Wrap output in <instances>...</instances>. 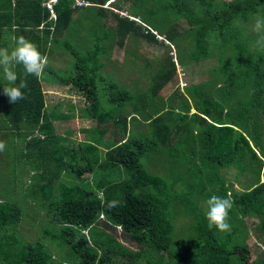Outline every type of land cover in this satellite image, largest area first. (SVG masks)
Returning <instances> with one entry per match:
<instances>
[{
  "label": "trees",
  "instance_id": "obj_1",
  "mask_svg": "<svg viewBox=\"0 0 264 264\" xmlns=\"http://www.w3.org/2000/svg\"><path fill=\"white\" fill-rule=\"evenodd\" d=\"M91 1L97 4L72 7L71 0H57L52 19L41 0H0V47H12L10 37L22 35L45 56L55 47L73 56L67 73L47 63L40 77H25L18 65L16 83L24 79L27 88L15 103L3 94L7 82L0 70V126L22 139L43 192L39 208L57 209L48 219L58 221V237L80 256L77 264H264V253L249 260L242 246L245 217H256L250 226L264 243V51L253 47L252 31L264 16V0L109 1L116 9L129 1L125 14L106 10L105 0ZM107 12L114 27L93 29L94 40L79 52L87 38L82 32L99 27L97 17ZM132 31L175 47L174 58L156 61L142 90L100 72V56L108 54L115 33ZM211 57L215 63L205 78L174 87L175 64ZM41 81L70 84L85 97L78 116L94 124L80 128L86 137L76 145L63 141L51 123L74 111H48ZM167 82L174 88L164 96ZM109 124L115 130L105 135ZM227 167L234 168L239 188ZM212 195L234 201L229 232L208 227L203 202ZM113 200L117 206L107 207ZM14 208L0 203V264H9L12 254L14 264H46L47 243L18 236ZM117 227L135 248L115 237Z\"/></svg>",
  "mask_w": 264,
  "mask_h": 264
},
{
  "label": "rangeland",
  "instance_id": "obj_2",
  "mask_svg": "<svg viewBox=\"0 0 264 264\" xmlns=\"http://www.w3.org/2000/svg\"><path fill=\"white\" fill-rule=\"evenodd\" d=\"M120 3L122 4L118 9L114 8L115 5L111 7V3H104L102 6H104L106 10H118L119 13L125 14L129 1H120ZM82 9L80 8V10ZM73 15L77 16L78 12L73 11ZM90 17H93V15ZM134 19L138 21L136 17H134ZM97 20L99 21V27L94 26L91 28L90 32H82V34H87V38L80 41L79 52L84 51L94 40L91 35L93 29L101 32L100 28L104 29L109 26L114 27V20L108 12L105 16L100 18L97 17ZM129 34H133V31L129 32ZM3 36L8 38L7 33H4ZM69 38L74 41L78 40L77 35H69ZM158 38H160V36H158ZM107 42L108 38L105 43ZM164 43H166L165 40ZM173 51H175L174 45H168L167 43L163 45L151 41L149 38H144L138 33L123 37L115 33L110 41L108 54L103 57L100 56L103 61L100 72L102 75L116 80L128 89L132 90L133 88H138L142 90L147 88L151 81L150 75L154 74L157 68L156 61L158 59H165L167 54L174 58L173 55H171ZM46 57L48 64L56 68V70L58 69V73H67L70 67L72 68L71 63L73 62V56L68 50L62 52L59 48L55 47L50 55ZM214 63L215 58L211 57L191 64H175L174 78L176 79V83L178 80L182 82L180 86L178 82V87L177 84L174 83V87H177L178 90H182L184 84L187 85L189 82L202 80L206 76L205 70L209 66L214 65ZM66 65L67 67H64ZM170 84L172 85V83L167 82L161 87L160 92H162L164 96L174 88L173 85L171 86ZM41 86L44 90L45 104L48 111L59 113L74 111V117L62 116L60 118H53L51 123L54 132L59 134L63 141L67 142V144L71 143L76 145L78 141L86 137V133L80 128L94 124L93 119L78 116L79 107L86 103L84 100L85 97L79 94L70 84L41 81ZM108 128L105 135H110V132L113 129L115 130L112 124H109ZM116 135L119 136V134ZM0 141H3L6 145L5 150L0 152V203L9 205L14 204V210L16 209L19 211V213H15L18 219V223L15 226L18 230V236L29 241H33L36 238H39L38 240H44L47 243V250L51 252L50 260L47 261L46 264H77V262L80 261V256L73 253L70 242L58 237V221L51 219V221H53L51 222L49 220L50 218L48 219L49 214H52L51 212H57V209L52 208V206L48 211L39 208V199L43 196V192L40 187H36V184H40V181H38L35 176L33 168L27 164L29 163V159L27 161L23 153V148L21 149L22 139L17 135L10 134L9 131L0 126ZM29 169L32 170L30 171ZM233 172V167H227L226 174L229 181L233 182L235 188H239V184H236V178ZM63 177L65 179L71 178V176L65 175ZM238 180L242 181L243 176L238 178ZM51 186H53L52 182L49 187ZM203 204L206 205V202H203ZM244 220L248 229L245 233L242 246H245L247 250L246 256L250 260L257 256H262L264 253V243L256 237L253 228L250 226V221H256V217H245ZM174 221L177 222L178 220L175 219ZM10 226L14 225L10 224ZM93 229H95V227H93ZM178 229L180 230V225ZM114 230L116 231L112 232H114L117 239L131 248L136 247L134 242L127 241L122 236L118 227ZM84 234V240L91 242L92 239H90L91 235H89V232L85 230ZM182 234H184V232ZM231 256L234 257V254ZM16 260L13 254L8 257L9 264L16 263ZM62 260L66 261L62 262Z\"/></svg>",
  "mask_w": 264,
  "mask_h": 264
},
{
  "label": "clouds",
  "instance_id": "obj_3",
  "mask_svg": "<svg viewBox=\"0 0 264 264\" xmlns=\"http://www.w3.org/2000/svg\"><path fill=\"white\" fill-rule=\"evenodd\" d=\"M56 1L57 0H54L53 10ZM109 1L111 0H105L104 3L109 4ZM90 4L96 5L97 3H94L91 0H84L82 3H75L74 0H71L72 7L86 6ZM51 18L55 19V16ZM252 31L257 34V39L255 40L253 47L264 51V16L255 19ZM10 39L13 42L12 47H0V70H2L4 79L7 82V85L3 88V94L8 97L10 103H15L18 100L25 98V94L21 90L27 88V83L24 79L20 80L17 85L16 81L18 76L15 71L16 67L18 65L23 67L25 77L29 75L40 77L48 60L47 57L38 50L37 46L24 36L13 35ZM5 147V143L0 141V152H3ZM118 203L119 202L115 200L109 201L107 207L114 208ZM233 203L234 201L230 196L221 197L218 195H212L207 199L205 218L208 221V227L210 229L215 227L220 232L231 231V225L228 221L229 212L233 207Z\"/></svg>",
  "mask_w": 264,
  "mask_h": 264
},
{
  "label": "built area",
  "instance_id": "obj_4",
  "mask_svg": "<svg viewBox=\"0 0 264 264\" xmlns=\"http://www.w3.org/2000/svg\"><path fill=\"white\" fill-rule=\"evenodd\" d=\"M74 2L75 3H82V2H84V0H74ZM53 3H54V0H42V5H44L48 9L50 17H54L55 16V13H54V10H53ZM178 82H179V86H180L182 81L178 80ZM178 82H177V85H178Z\"/></svg>",
  "mask_w": 264,
  "mask_h": 264
},
{
  "label": "water",
  "instance_id": "obj_5",
  "mask_svg": "<svg viewBox=\"0 0 264 264\" xmlns=\"http://www.w3.org/2000/svg\"><path fill=\"white\" fill-rule=\"evenodd\" d=\"M262 180V179H261Z\"/></svg>",
  "mask_w": 264,
  "mask_h": 264
}]
</instances>
